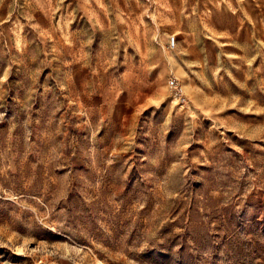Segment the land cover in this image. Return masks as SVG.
<instances>
[{
  "label": "rangeland",
  "instance_id": "374dc122",
  "mask_svg": "<svg viewBox=\"0 0 264 264\" xmlns=\"http://www.w3.org/2000/svg\"><path fill=\"white\" fill-rule=\"evenodd\" d=\"M0 264H264V0H0Z\"/></svg>",
  "mask_w": 264,
  "mask_h": 264
},
{
  "label": "built area",
  "instance_id": "2783aa9c",
  "mask_svg": "<svg viewBox=\"0 0 264 264\" xmlns=\"http://www.w3.org/2000/svg\"><path fill=\"white\" fill-rule=\"evenodd\" d=\"M169 45L171 47H174L175 46V39L174 38L170 39ZM168 87L171 90L172 94L177 99H179V101L185 102V97H184V94H183V89H182V87L180 86V84L178 83V81L176 79H173V78L170 79L169 82H168Z\"/></svg>",
  "mask_w": 264,
  "mask_h": 264
}]
</instances>
